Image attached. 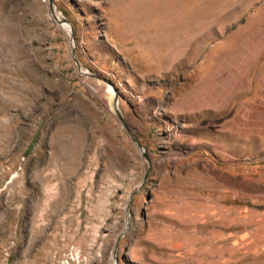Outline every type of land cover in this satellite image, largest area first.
<instances>
[{"label":"rangeland","instance_id":"1","mask_svg":"<svg viewBox=\"0 0 264 264\" xmlns=\"http://www.w3.org/2000/svg\"><path fill=\"white\" fill-rule=\"evenodd\" d=\"M227 2L53 0L52 13L49 0H0V264H115L114 251L117 264H169L160 247L135 244L172 220V233L201 241L193 264H264V149L233 153L225 135L205 148L177 112L192 56L115 41L121 21L167 46L187 41L199 16L203 26L232 16L227 31L264 27L261 0ZM147 15L183 23L165 30ZM225 57L202 55L207 70Z\"/></svg>","mask_w":264,"mask_h":264},{"label":"crops","instance_id":"2","mask_svg":"<svg viewBox=\"0 0 264 264\" xmlns=\"http://www.w3.org/2000/svg\"><path fill=\"white\" fill-rule=\"evenodd\" d=\"M228 1L232 2V0ZM261 2L264 3V0ZM201 19L199 16L194 21H189L194 23L192 26L189 25L188 34L191 37L174 46H167L164 41L154 39L152 35L144 36L143 34L144 38L137 40L135 28L127 21H121L118 24L121 30L116 34L115 41L117 44H129L137 54L192 56L186 59L187 63L194 65L190 73L192 77L178 80V87L183 88L178 92L177 112L181 113L180 117L183 115L185 118V126L194 128V136L202 144H206L205 148L217 150L221 136L225 135L226 140L240 145L238 149L232 144L230 151L233 153L242 151L243 155H246L250 151L264 149V27H262V20L252 31H249V27L245 26L244 22H240L243 24L241 27L227 31V24L233 22L232 16H227L220 23L217 18L206 20L204 23L208 24L204 26ZM254 20L257 21V18ZM142 21L146 25L163 24L162 28L171 22L183 23L166 16L161 18L154 15H147L140 22ZM165 30H169V26ZM203 32H207L216 42L208 43L209 39L202 37ZM235 36L243 38L240 46L234 45ZM119 48L125 52L123 47ZM202 55H224L226 56L224 65L207 70L208 59H203ZM173 64L174 60L170 64L171 67L168 66V72ZM242 78L246 79L241 83ZM235 102L245 107L244 113L241 109L234 111V108L235 110L239 108ZM187 118H193L195 121L192 124L188 123ZM248 135L253 136L255 147L251 148L247 145L250 142V139H246ZM227 136L231 139H227ZM194 223L195 221H190V224L194 225ZM176 225L173 220L167 223L162 229L161 238L138 240L135 246H139L141 250L137 252L146 255L149 254L150 248L160 247L166 251L169 264H193L195 257L201 255V241L190 237L181 238L178 233H172Z\"/></svg>","mask_w":264,"mask_h":264},{"label":"water","instance_id":"3","mask_svg":"<svg viewBox=\"0 0 264 264\" xmlns=\"http://www.w3.org/2000/svg\"><path fill=\"white\" fill-rule=\"evenodd\" d=\"M49 6H50V8H51V12L53 13V12H54V4H53V0H49ZM57 20H58L59 23H61V22H67V20H66L65 18H63V17H62V18H58ZM71 40L74 41V35H73V32H72V34H71ZM72 52H73V54H74V50H73ZM74 61L76 62V65H77L78 71H79L80 73H84L85 71H83V70L81 69V67H80V65H79V62L77 61V59H76L75 57H74ZM113 102H114L115 105L117 104V97H116V96L114 97ZM115 111L117 112V115H118L120 121H121V122L123 123V125L126 127L125 121H124L123 117L121 116V114L118 112L117 106H116ZM131 137H132L133 140L136 142L137 146H138L139 148H141V150H143V147L137 142V140H136L133 136H131ZM147 160H148V163H149V165H148V170H147V171L149 172V170H150V161H149V159H147ZM148 172H147V173H148ZM115 249H116V247H115ZM113 256H114L115 264H117V262H118L119 259H118V257L116 256L115 251H114V253H113Z\"/></svg>","mask_w":264,"mask_h":264},{"label":"bare ground","instance_id":"4","mask_svg":"<svg viewBox=\"0 0 264 264\" xmlns=\"http://www.w3.org/2000/svg\"><path fill=\"white\" fill-rule=\"evenodd\" d=\"M54 11H55V6H54ZM57 19H58V18H56V20H57ZM61 23H62V22H61ZM61 23H60V24H61ZM70 31H71V30H70Z\"/></svg>","mask_w":264,"mask_h":264}]
</instances>
